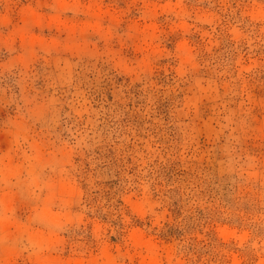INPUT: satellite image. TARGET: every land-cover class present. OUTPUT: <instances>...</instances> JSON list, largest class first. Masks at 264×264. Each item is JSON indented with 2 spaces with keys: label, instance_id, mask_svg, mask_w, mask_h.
<instances>
[{
  "label": "rangeland",
  "instance_id": "rangeland-1",
  "mask_svg": "<svg viewBox=\"0 0 264 264\" xmlns=\"http://www.w3.org/2000/svg\"><path fill=\"white\" fill-rule=\"evenodd\" d=\"M0 264H264V0H0Z\"/></svg>",
  "mask_w": 264,
  "mask_h": 264
}]
</instances>
